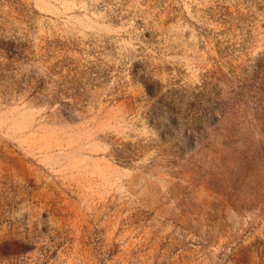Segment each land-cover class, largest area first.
Wrapping results in <instances>:
<instances>
[{
    "label": "rangeland",
    "instance_id": "374dc122",
    "mask_svg": "<svg viewBox=\"0 0 264 264\" xmlns=\"http://www.w3.org/2000/svg\"><path fill=\"white\" fill-rule=\"evenodd\" d=\"M0 264H264V0H0Z\"/></svg>",
    "mask_w": 264,
    "mask_h": 264
}]
</instances>
